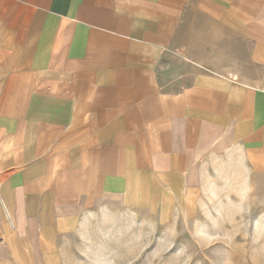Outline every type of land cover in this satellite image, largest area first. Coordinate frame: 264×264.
Returning a JSON list of instances; mask_svg holds the SVG:
<instances>
[{
  "label": "crops",
  "instance_id": "crops-1",
  "mask_svg": "<svg viewBox=\"0 0 264 264\" xmlns=\"http://www.w3.org/2000/svg\"><path fill=\"white\" fill-rule=\"evenodd\" d=\"M215 173L264 221V0H0L6 262L63 264L98 214L169 220Z\"/></svg>",
  "mask_w": 264,
  "mask_h": 264
},
{
  "label": "rangeland",
  "instance_id": "rangeland-1",
  "mask_svg": "<svg viewBox=\"0 0 264 264\" xmlns=\"http://www.w3.org/2000/svg\"><path fill=\"white\" fill-rule=\"evenodd\" d=\"M209 179L166 221L140 214L91 217L66 246L63 264H264L260 210L239 197L238 183L216 173ZM2 237L0 229V255ZM0 264L16 263L2 256Z\"/></svg>",
  "mask_w": 264,
  "mask_h": 264
}]
</instances>
